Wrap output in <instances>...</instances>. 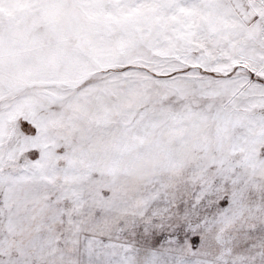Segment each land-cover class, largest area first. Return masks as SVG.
<instances>
[{
    "label": "snow or ice",
    "instance_id": "1",
    "mask_svg": "<svg viewBox=\"0 0 264 264\" xmlns=\"http://www.w3.org/2000/svg\"><path fill=\"white\" fill-rule=\"evenodd\" d=\"M0 264H264V0H0Z\"/></svg>",
    "mask_w": 264,
    "mask_h": 264
}]
</instances>
